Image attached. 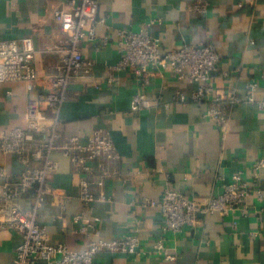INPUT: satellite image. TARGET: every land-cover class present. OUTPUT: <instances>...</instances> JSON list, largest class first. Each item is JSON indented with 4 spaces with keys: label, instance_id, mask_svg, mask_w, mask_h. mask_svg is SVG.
Segmentation results:
<instances>
[{
    "label": "crops",
    "instance_id": "0c3cea01",
    "mask_svg": "<svg viewBox=\"0 0 264 264\" xmlns=\"http://www.w3.org/2000/svg\"><path fill=\"white\" fill-rule=\"evenodd\" d=\"M61 1L0 0V39L31 36L39 76L32 88L26 82L0 83V129L23 124L27 101L50 86L44 78L56 72L59 54L46 49L65 42L53 17ZM196 1L206 4L205 11L192 9ZM97 16L104 21L96 25V38L79 44L94 66L86 81H73L67 88L59 112L58 142L103 127L110 132L118 157L106 159L112 173L104 176L98 170L80 173L60 151L54 153L59 167L48 177L53 193L38 208V221L45 226L49 242L84 246V236L74 229L71 217L85 208L79 179L86 175L90 192L104 196L86 208L100 218L99 237L136 233L146 251H101L93 264H264V199H258L255 191L247 199L245 216L200 213L196 224L177 233L163 228L159 208L145 206L141 200L142 196L159 199L169 186L204 203L222 192L223 183L236 171H243L251 181L252 163L264 158V112L246 103L229 108L223 130L203 116L205 105L177 101L178 92L190 96L196 83L179 82L168 70L152 72L144 91L151 99L162 96L170 108L156 104L134 111L130 101L140 87L128 71L107 68L120 58L119 29L147 30L160 39L162 51L183 43L211 42L221 55L213 73L215 87L233 86L242 94L248 82L257 81L256 97L262 99L264 0H98ZM105 36L107 42L102 43ZM110 75L117 78L111 85ZM0 164L12 173L22 168L13 154L0 153ZM252 185L264 191V168ZM19 200L29 207L32 193H23ZM160 238L176 255L174 260L153 251V243ZM20 241L18 232L2 231L0 264H14Z\"/></svg>",
    "mask_w": 264,
    "mask_h": 264
},
{
    "label": "built area",
    "instance_id": "2783aa9c",
    "mask_svg": "<svg viewBox=\"0 0 264 264\" xmlns=\"http://www.w3.org/2000/svg\"><path fill=\"white\" fill-rule=\"evenodd\" d=\"M97 3L98 0H62L53 10L65 42L46 49L59 54L56 72L44 78L50 86L27 101L23 124L0 129V153L15 155L22 165L19 172L12 173L0 164V244L3 230L12 229L20 234L21 241L14 250V264H93L95 254L101 251L146 252L136 233H126L115 239L99 237L97 222L100 218L90 215L86 208L104 196L95 197L90 192L91 181L86 175L79 179V197L85 208L71 217L74 229L84 236L82 248L50 243L45 226L38 221L39 206L48 194L53 193L48 177L59 167L54 157L56 151L67 157L80 173L98 170L104 176L112 173L106 159L118 157L111 134L103 127H96L83 135L72 134L65 142H58L61 136L59 112L67 88L73 81H86L94 66L91 59L83 56L79 44L82 40H94L96 25L104 21L103 17L97 16ZM192 9L205 11L206 4L196 1ZM117 38L120 58L107 68L110 72L128 71L140 87L141 91L131 98V110L147 109L156 104L170 108L162 96L151 99L144 91L152 72L168 70L179 82L196 83L190 96L178 92L177 101L205 105L203 116L209 117L223 130L228 125L229 108L246 103L254 104L264 112V98L256 97L257 81L248 82L242 94L233 86L215 87L213 73L218 70L221 55L211 42L183 43L162 51L160 39L147 30L119 29ZM107 39V36L103 37L102 43ZM35 52L31 36L0 39V83L26 82L32 88L39 79ZM116 81L115 75L107 78L109 85ZM95 87L101 89L99 84ZM263 168L264 158L252 163L251 181L241 170L232 173L230 180L223 183L222 192L204 203L169 186L159 199L142 196L141 200L145 206L159 208L164 217L163 228L175 233L196 224L200 213L245 216L247 199L252 191L256 192L258 199H264V191L252 185L257 184ZM25 192H31L33 196L29 207L19 200ZM236 222V219L232 220L233 225ZM152 248L165 259L176 258L161 238L153 243Z\"/></svg>",
    "mask_w": 264,
    "mask_h": 264
}]
</instances>
